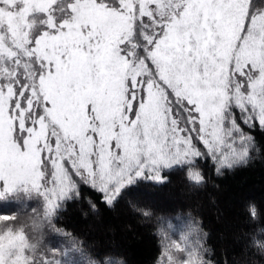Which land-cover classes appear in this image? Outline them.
Returning <instances> with one entry per match:
<instances>
[{
	"label": "snow or ice",
	"instance_id": "1",
	"mask_svg": "<svg viewBox=\"0 0 264 264\" xmlns=\"http://www.w3.org/2000/svg\"><path fill=\"white\" fill-rule=\"evenodd\" d=\"M256 128L264 0H0V203L43 205L0 212V264H61L38 232L60 233L81 186L108 206L168 170L200 187L202 164L220 174L251 159ZM178 231L164 264H214L196 218ZM251 244L264 251V229Z\"/></svg>",
	"mask_w": 264,
	"mask_h": 264
},
{
	"label": "trees",
	"instance_id": "2",
	"mask_svg": "<svg viewBox=\"0 0 264 264\" xmlns=\"http://www.w3.org/2000/svg\"><path fill=\"white\" fill-rule=\"evenodd\" d=\"M252 135L257 151L251 159L220 174L211 162L202 164L206 183L200 187L190 185L185 170H168L165 182L140 180L108 206L99 193L81 186L80 196L67 201L55 218L56 227L92 260L158 264L163 250L159 225L176 217H194L200 222L214 264H264V251L251 244L253 234L264 229V217L253 221L248 214L252 204L264 209V130L256 128ZM141 199L148 204L139 203ZM135 208L148 210L151 216L144 217ZM0 212L15 209L5 210L4 202ZM41 231L45 236L48 230ZM61 243L55 244V250L63 247Z\"/></svg>",
	"mask_w": 264,
	"mask_h": 264
},
{
	"label": "rangeland",
	"instance_id": "3",
	"mask_svg": "<svg viewBox=\"0 0 264 264\" xmlns=\"http://www.w3.org/2000/svg\"><path fill=\"white\" fill-rule=\"evenodd\" d=\"M144 181H148V180H144ZM151 182H153V181H151ZM21 196H22L23 201H24L22 205L5 202V210L10 209V208H14L15 211L19 210L18 214H23L24 211H26V210L30 211L31 208H33V207L37 208L38 211L42 209V206H43L42 201H38L37 199H29L28 197L24 196V194H21ZM139 201H140L139 203L148 204V202H147L148 200L141 199ZM132 207H134V206H132ZM160 208H162V206ZM135 210H137V212L141 213L140 208H135ZM184 222H185V219L176 217L171 221L167 220V221H164L163 223H161L159 225L157 233H159V237L161 239L162 246L166 242L167 237H169V236L172 239L179 240L178 229L180 228V226ZM169 223L173 225L172 229L167 228V224H169ZM41 234L44 237V233L42 231L38 232V235H41ZM45 236H47L48 238L46 237V241L44 238V242L46 245H48L50 252H51V258L53 260L57 259V261H61V264H75V262H77V261H81V260L86 261V260L90 259V257H88L86 255V253L81 249L79 244H76L77 242L74 241L71 238V236H69L63 232H60L58 234H53L49 230L47 231ZM162 237H164V239H162ZM60 240H62L63 243H61V244L64 248L62 247L59 251H57V250H55V244L58 243ZM204 244H205V235H204ZM205 247L207 248L206 245H205ZM73 251H75L76 253H73ZM81 252L84 254L83 257L81 256ZM64 253H66V255ZM110 263H112V262H110ZM158 264H164V257L162 254L158 260Z\"/></svg>",
	"mask_w": 264,
	"mask_h": 264
}]
</instances>
